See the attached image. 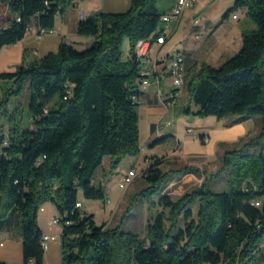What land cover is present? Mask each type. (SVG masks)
I'll list each match as a JSON object with an SVG mask.
<instances>
[{
	"label": "trees",
	"instance_id": "16d2710c",
	"mask_svg": "<svg viewBox=\"0 0 264 264\" xmlns=\"http://www.w3.org/2000/svg\"><path fill=\"white\" fill-rule=\"evenodd\" d=\"M75 1L0 0V13L6 12L0 53L30 26L54 29L56 16ZM158 1L132 0L125 12H97L78 25L80 35L94 37L87 47L62 42L57 51L0 73L14 84L2 92L0 109L26 85L31 90L32 129L8 122L5 134L0 125V227L13 225L21 235L23 264H44L39 212L48 202L60 213L63 264H264V0H236L226 15L246 7L256 27L243 31L239 52L220 67L203 63L188 82L190 100L199 106L195 115L262 117L258 135L225 155L227 188L213 190L215 176L208 175L205 184L174 197L167 181L196 169L166 172L164 158L154 157L144 170L146 186L123 216L144 202L154 213L144 234L125 230L123 220L98 224L94 213L77 206L80 190L107 199L104 186L93 183L105 157H112L114 170L141 151L139 79L146 62L135 47L160 35L167 10Z\"/></svg>",
	"mask_w": 264,
	"mask_h": 264
},
{
	"label": "crops",
	"instance_id": "0c3cea01",
	"mask_svg": "<svg viewBox=\"0 0 264 264\" xmlns=\"http://www.w3.org/2000/svg\"><path fill=\"white\" fill-rule=\"evenodd\" d=\"M176 2L177 0H174L167 11L172 9ZM235 2L236 0H197L179 21L166 22L160 33L165 36L164 43H159L153 38L151 49L153 61L156 62V72L150 77V84L146 88L140 87L141 151L138 155L123 159L120 166L125 173L130 168L137 169V164H143L139 169L141 171L137 169L143 172L154 157H161L164 158L161 167L166 172L185 166H193L196 169L186 174H174L172 178L185 179L189 175H199L200 172L204 174L206 171L211 172L209 167L212 165L224 161L227 152L243 149L258 135L262 125L261 116L200 117L194 114L199 106L189 98L188 82L191 73L199 70L203 63L220 67L242 48L243 31L256 27L247 16L246 7H240L226 15ZM131 4L132 0H76L65 12L56 16L55 28L47 30L42 38L38 37L39 27L35 25L21 41L4 47L0 53V73L14 71L19 65H28L51 51H57L62 42L74 44L81 49L87 47L94 37L78 33V25L82 20L81 11L85 19L100 11L125 12L131 8ZM177 53H183L185 56L186 84L181 96L188 106L184 107V113L193 116H180L176 119L172 117V121L167 117L178 110L179 106L168 107L163 103V99L165 100L168 92L173 89L170 58ZM126 54L125 57L128 56L129 50ZM149 66V63H145V67ZM166 118L168 123L164 121ZM163 137L159 143L152 145L153 141ZM203 138H207V141L203 142ZM112 161V157H105L101 166L103 168L100 172L97 170L93 181L95 178L97 180L98 174L101 173L99 183L103 186L108 172L113 171ZM80 202L84 210L83 202ZM59 218L60 213L53 202L46 203L39 212V224L43 233L57 236L56 241H50L45 250L44 264H48L52 258L53 264H61L59 245L62 249V227ZM0 261L7 264L24 263L23 240L13 225L4 224L0 227Z\"/></svg>",
	"mask_w": 264,
	"mask_h": 264
},
{
	"label": "rangeland",
	"instance_id": "374dc122",
	"mask_svg": "<svg viewBox=\"0 0 264 264\" xmlns=\"http://www.w3.org/2000/svg\"><path fill=\"white\" fill-rule=\"evenodd\" d=\"M173 2L174 0H159L158 7L160 8L161 11H164L167 10L172 5ZM5 14L6 12L0 13V23L3 17L5 16ZM165 25L166 22L161 21L159 24V29L160 30L163 29ZM129 49H130V43L129 40L126 39L123 45L124 56L127 55L126 51ZM12 86H14V84L11 80L6 81L0 79V101L3 99L2 92ZM30 97H31V90L29 89L28 85H26L20 96L11 98L10 103L3 109H0V125L3 123L2 129L4 130L5 134H8L9 131L8 122L12 124H19L22 129H32L33 121L28 109ZM189 98H190V94H189ZM176 105L179 106L178 110H176L174 113H170V115H168L167 117L168 119L174 121L172 117L176 119L179 118L180 116H193L184 113V107L186 105L188 106V104H185V101L182 99V96H180V100L176 104L171 106H176ZM167 118L166 120H164L166 123H168ZM120 165L118 168L114 169L113 171L108 172L107 178L103 182L104 188L107 189V191H109V192L106 191L107 193L106 200L87 198L83 194L82 190H80L79 192V200L83 202L84 211L86 210L88 213H94L98 224L107 222L108 226L113 227L116 226L118 223H120L123 220V216L133 196L136 193H138L143 187L146 186L144 175L140 172L139 176L135 179V182L131 184L128 189L121 188L120 182L122 181L125 172L124 169L121 168L122 165L121 166ZM142 165L143 164L141 165L137 164L136 166L137 169L138 170L141 169ZM102 168L103 167H99L98 172H100ZM209 168L211 169V172L206 171L204 174L200 172L199 175L198 174L189 175L185 179H182V177L179 178L171 177L166 183L165 190L168 193L172 194L174 197H176L181 195L182 193L191 191L202 184H205V182H207L208 179L210 178V177L208 178V175H212L215 176V178L211 177L209 181L211 183L213 190L224 191L227 188V173H228V170L225 168L224 161L221 160L220 163L218 162L217 165L214 166L212 165ZM101 178H102L101 173H99L97 180L95 178V180L93 181L97 187H100L99 181L101 180ZM153 215L154 213H149L148 207L144 202H139L134 208V210L130 213V215L123 220L122 227L128 231L144 234L147 231V224L148 222H150ZM59 248H60V261L61 264H63V251L60 245ZM56 255L58 256V254ZM52 262H54V258H52L48 264H53Z\"/></svg>",
	"mask_w": 264,
	"mask_h": 264
},
{
	"label": "built area",
	"instance_id": "2783aa9c",
	"mask_svg": "<svg viewBox=\"0 0 264 264\" xmlns=\"http://www.w3.org/2000/svg\"><path fill=\"white\" fill-rule=\"evenodd\" d=\"M197 0H177L175 6L168 10L163 15V21L173 22L179 21L185 11L192 7ZM81 19L84 18V13H80ZM236 18L237 15H234ZM33 29V26L29 27V31ZM47 30H41L38 32V37L42 38ZM156 41L159 43L165 42V36L159 35L156 37ZM154 42L153 38L139 40L136 44L135 51L140 58L144 59L146 63H149L151 66L144 67L141 72V79H139L140 87H147L150 84V77L156 72V62L153 61V52L151 49L152 43ZM170 61H176V69H170V74L173 78V89L168 92L166 99H163V103L166 106L173 105V101H179L181 96V91L186 84V66H185V56L183 53H177L170 58ZM139 103L142 102V98L138 99ZM207 141V138L204 139ZM144 175V171L141 172ZM140 172L136 168H130L123 176L122 181L120 182V187L123 189H128L131 184L135 182V179L139 176ZM260 203V201H259ZM261 204V203H260ZM78 207H82V203L79 201L77 203ZM56 222V221H55ZM56 237L50 234H44L42 238V244L46 250L49 246L50 241H56Z\"/></svg>",
	"mask_w": 264,
	"mask_h": 264
},
{
	"label": "bare ground",
	"instance_id": "6f19581e",
	"mask_svg": "<svg viewBox=\"0 0 264 264\" xmlns=\"http://www.w3.org/2000/svg\"><path fill=\"white\" fill-rule=\"evenodd\" d=\"M171 69H176V61H172V67H171ZM177 102L178 101H173V105L176 104ZM256 204L259 205L260 203L257 202Z\"/></svg>",
	"mask_w": 264,
	"mask_h": 264
}]
</instances>
